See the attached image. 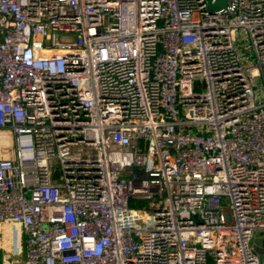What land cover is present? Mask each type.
I'll use <instances>...</instances> for the list:
<instances>
[{"label":"built area","instance_id":"obj_1","mask_svg":"<svg viewBox=\"0 0 264 264\" xmlns=\"http://www.w3.org/2000/svg\"><path fill=\"white\" fill-rule=\"evenodd\" d=\"M206 7L0 0L1 264H264V0Z\"/></svg>","mask_w":264,"mask_h":264},{"label":"rangeland","instance_id":"obj_2","mask_svg":"<svg viewBox=\"0 0 264 264\" xmlns=\"http://www.w3.org/2000/svg\"><path fill=\"white\" fill-rule=\"evenodd\" d=\"M247 41V35L244 31H240L236 35L235 39V44L237 47H240L243 43ZM241 56V61L242 65L244 67L247 66H255L256 62L254 57L252 56L251 53H240ZM254 95H255V101L256 102H262L264 98V89L261 84V78H258L254 80ZM148 206L147 201H142V200H136V201H131L129 204V207L131 209H141L142 207ZM5 244V241L0 240V247H3ZM263 245H264V230H256L252 233L251 240H250V247L251 249L258 255H261L260 252L264 251L263 250ZM260 251V252H259ZM264 253V252H263ZM2 254L3 250L0 248V264L2 263ZM20 257H15L14 260H19Z\"/></svg>","mask_w":264,"mask_h":264},{"label":"water","instance_id":"obj_3","mask_svg":"<svg viewBox=\"0 0 264 264\" xmlns=\"http://www.w3.org/2000/svg\"><path fill=\"white\" fill-rule=\"evenodd\" d=\"M227 0H206L207 7L206 10L214 14L215 12L223 9L226 6ZM55 178H57V173L54 175ZM264 248V245H263Z\"/></svg>","mask_w":264,"mask_h":264},{"label":"bare ground","instance_id":"obj_4","mask_svg":"<svg viewBox=\"0 0 264 264\" xmlns=\"http://www.w3.org/2000/svg\"><path fill=\"white\" fill-rule=\"evenodd\" d=\"M4 241H5V244L3 245V247L7 248L9 246V239L7 237H9V232L8 231H5L4 232Z\"/></svg>","mask_w":264,"mask_h":264},{"label":"crops","instance_id":"obj_5","mask_svg":"<svg viewBox=\"0 0 264 264\" xmlns=\"http://www.w3.org/2000/svg\"><path fill=\"white\" fill-rule=\"evenodd\" d=\"M263 250H264V248H263ZM260 252V251H259ZM264 251H262V252H260L261 254L263 253Z\"/></svg>","mask_w":264,"mask_h":264}]
</instances>
